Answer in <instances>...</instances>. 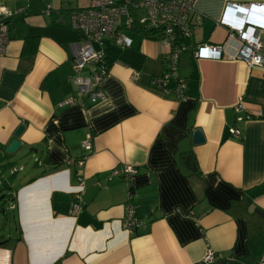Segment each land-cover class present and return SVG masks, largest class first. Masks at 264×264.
Here are the masks:
<instances>
[{"label": "crops", "instance_id": "crops-1", "mask_svg": "<svg viewBox=\"0 0 264 264\" xmlns=\"http://www.w3.org/2000/svg\"><path fill=\"white\" fill-rule=\"evenodd\" d=\"M226 2L264 4L193 0L202 17L193 43L226 44L234 53L235 42L217 24ZM89 4L0 0L11 13L0 57V157L16 139L22 151L15 157L31 161L0 185V200L8 202L0 213L14 224L0 238V264H200L207 251L214 264L258 263L264 258V68L183 53L177 75L185 81L184 97H165L152 81L165 71L168 47L126 31L129 48L101 46L110 71L101 84L105 99L91 103L73 81L71 47L83 36L69 24V13ZM260 40L264 52V33ZM68 98L75 104L61 106ZM196 130L201 144L193 143ZM87 136L90 151L82 147ZM124 166L135 174L109 179ZM77 193L82 209L72 216ZM129 195L143 223L134 235L122 223Z\"/></svg>", "mask_w": 264, "mask_h": 264}, {"label": "built area", "instance_id": "built-area-1", "mask_svg": "<svg viewBox=\"0 0 264 264\" xmlns=\"http://www.w3.org/2000/svg\"><path fill=\"white\" fill-rule=\"evenodd\" d=\"M48 6L47 14L50 12ZM143 14L139 15L138 10ZM11 13L0 8V57L5 55L9 43V30L11 27L8 17ZM61 21L60 19L58 20ZM202 17L195 15L193 0H90L87 8L76 9L69 13L71 28L82 34L81 43L72 44L73 81L78 91L91 103L105 99L101 84L108 76L110 65L106 61L101 46L110 42L120 50L130 47L131 40L126 31L151 32L150 38H157L168 47L165 71L161 76L153 78L152 85L165 97L183 98L185 81L177 75L179 58L183 53L190 52L193 57L201 60H238L249 68H264V52L260 35L264 33V4L240 5L226 2L221 18L217 24L227 31V39L236 44L233 54L227 52L226 44H195L191 41L192 31L195 26L201 25ZM96 46L99 49H96ZM87 76H82L84 70ZM72 98L66 99L61 106H73ZM241 109L237 106L235 110ZM249 117L245 119L248 120ZM237 117L236 121H242ZM231 135L238 138L240 131L230 129ZM86 151L91 150L90 137L82 143ZM82 161L77 165L81 166ZM135 174L131 166L114 169L109 174V179L127 180ZM80 188L83 186L79 179ZM82 195V193H81ZM81 195L77 193L72 202L71 215L77 216L82 209ZM131 196L125 205L123 229L134 235L143 223L137 217V207L131 203ZM214 253L207 251L200 264H214ZM256 264H264L262 258Z\"/></svg>", "mask_w": 264, "mask_h": 264}, {"label": "rangeland", "instance_id": "rangeland-1", "mask_svg": "<svg viewBox=\"0 0 264 264\" xmlns=\"http://www.w3.org/2000/svg\"><path fill=\"white\" fill-rule=\"evenodd\" d=\"M114 1H118V0H114ZM133 2H141V0H132ZM139 13V15H142L143 14V11L142 9L138 10L137 11ZM27 157H25L24 155H22L21 157H18L15 159H11L9 161H4V164L5 163H9L10 167L9 168H6V169H2L0 168V185L2 184V180H8L10 179L12 176L11 174V170L13 168H15L17 171L19 170L20 166H23V167H26L28 166L31 161L29 159H26ZM20 173L17 174V176L19 175ZM7 204L8 202H6L5 200L4 201H1L0 200V207H2V209H7ZM10 215L8 214V220H4L5 218L3 217V215L0 213V238L1 237H7L8 234L11 233V230H14V224L13 222L11 221Z\"/></svg>", "mask_w": 264, "mask_h": 264}, {"label": "water", "instance_id": "water-1", "mask_svg": "<svg viewBox=\"0 0 264 264\" xmlns=\"http://www.w3.org/2000/svg\"><path fill=\"white\" fill-rule=\"evenodd\" d=\"M24 130V127L23 126H20L16 131H15V134L14 136L16 138H18L21 133L23 132ZM204 139H203V135H202V132L200 130H196L194 131L193 133V143L194 144H201L203 143ZM22 151V148H21V144L18 140L14 139L12 140L8 146L5 148L4 150V155L6 156V161L10 158H13L15 157L18 153H20ZM184 164L185 166L192 170V171H195V168H194V163L191 161V157H185L184 158ZM11 174H15L13 172H11Z\"/></svg>", "mask_w": 264, "mask_h": 264}, {"label": "trees", "instance_id": "trees-1", "mask_svg": "<svg viewBox=\"0 0 264 264\" xmlns=\"http://www.w3.org/2000/svg\"><path fill=\"white\" fill-rule=\"evenodd\" d=\"M137 33H139V32H137ZM139 34H141V35H143L144 37H146V38H150L152 35V33L151 32H140ZM6 160V156L5 155H3L2 157H0V166H1V168L4 170V169H6V168H9L10 166V164L9 163H5L4 164V161ZM14 175V174H13ZM13 175H11V176H13Z\"/></svg>", "mask_w": 264, "mask_h": 264}]
</instances>
